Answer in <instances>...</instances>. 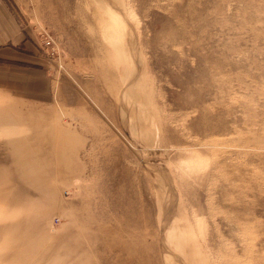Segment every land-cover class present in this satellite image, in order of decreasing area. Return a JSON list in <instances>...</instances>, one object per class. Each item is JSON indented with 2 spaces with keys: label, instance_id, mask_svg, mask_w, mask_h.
Wrapping results in <instances>:
<instances>
[{
  "label": "rangeland",
  "instance_id": "rangeland-1",
  "mask_svg": "<svg viewBox=\"0 0 264 264\" xmlns=\"http://www.w3.org/2000/svg\"><path fill=\"white\" fill-rule=\"evenodd\" d=\"M0 264H264V0H0Z\"/></svg>",
  "mask_w": 264,
  "mask_h": 264
}]
</instances>
